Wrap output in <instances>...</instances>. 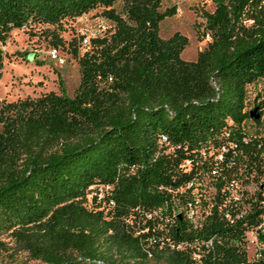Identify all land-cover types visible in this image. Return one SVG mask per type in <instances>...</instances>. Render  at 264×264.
Returning a JSON list of instances; mask_svg holds the SVG:
<instances>
[{"label": "trees", "instance_id": "trees-1", "mask_svg": "<svg viewBox=\"0 0 264 264\" xmlns=\"http://www.w3.org/2000/svg\"><path fill=\"white\" fill-rule=\"evenodd\" d=\"M211 1L195 25L209 38L194 59H184L185 35L158 34L159 21L175 12L174 5L161 9L160 0H0V69L1 46L14 27L52 26L56 45L62 40L55 29L90 9L99 7L112 22L82 52L71 45L79 69L72 95L0 99V232L15 248L43 264L246 261L241 246L228 244L196 263L184 250L148 243V232L135 234L127 221L136 206L169 205L165 186L192 148L232 137L234 156L256 157V175L264 171V136L243 140L240 130L249 115L247 86L264 80V0ZM160 135L172 150H163ZM106 182L114 184L113 206L88 207L87 192ZM261 210L257 196L256 218ZM177 217L169 231L175 240L231 234L216 229V219L194 231Z\"/></svg>", "mask_w": 264, "mask_h": 264}, {"label": "built area", "instance_id": "built-area-1", "mask_svg": "<svg viewBox=\"0 0 264 264\" xmlns=\"http://www.w3.org/2000/svg\"><path fill=\"white\" fill-rule=\"evenodd\" d=\"M208 38L205 34L204 39ZM81 44L83 48L87 47L89 38L82 37ZM48 54L59 63L63 61L55 46L48 49ZM247 117L254 127L247 129L244 119L241 138L264 136V131H256L259 119ZM236 141L227 138L218 145L199 146L182 155L175 164L177 173L171 175V182L165 186L169 205L160 204L149 209L136 206L127 217L135 234L147 231L148 243L167 244L170 248L184 250L196 263H200L213 246L232 244L244 249L246 259L234 264L250 261L264 264V171L256 175V157L242 161L234 156ZM159 143L166 145L164 151L173 149L165 135H160ZM180 175L183 178L176 181ZM113 186L110 182L99 183L92 186L86 196L93 198L98 207L110 208L114 204L110 196ZM257 196H260L263 210L256 218ZM178 215L186 222V228L194 231L216 219L220 225L215 228L231 234L225 235L217 230L207 234L194 232L189 237L175 240L169 236V231L177 224ZM139 219L144 224L142 227L137 225Z\"/></svg>", "mask_w": 264, "mask_h": 264}, {"label": "rangeland", "instance_id": "rangeland-1", "mask_svg": "<svg viewBox=\"0 0 264 264\" xmlns=\"http://www.w3.org/2000/svg\"><path fill=\"white\" fill-rule=\"evenodd\" d=\"M175 6V12L159 21L158 34L167 37L178 31L187 37V43L180 52L184 59H194L196 51L205 44V39L198 36L195 25L202 20L201 10H211V0H160V8ZM119 6V2L115 3ZM100 8L90 9L79 16L62 22L61 28L55 29L61 42L52 45V26L22 25L11 29L9 36L1 46L5 52L0 69V99L15 100L24 96H36L47 91L72 95L79 79L76 58L71 54V45L79 52L84 49L82 37L100 35L104 28L112 23L102 17ZM105 29V30H106ZM200 30V28H198ZM55 46L63 61L59 63L51 58L48 49ZM244 108H255L258 113L256 131H264V80L258 79L247 86ZM247 129L254 127L246 117ZM254 131V130H253ZM88 207H97L94 199L86 196ZM16 244L7 232H0V262L4 264H43L38 258L31 257L26 250L15 248ZM142 264H156L148 259Z\"/></svg>", "mask_w": 264, "mask_h": 264}, {"label": "water", "instance_id": "water-1", "mask_svg": "<svg viewBox=\"0 0 264 264\" xmlns=\"http://www.w3.org/2000/svg\"><path fill=\"white\" fill-rule=\"evenodd\" d=\"M249 116L253 117V118H257L258 117V113L255 111L254 109H251L248 111Z\"/></svg>", "mask_w": 264, "mask_h": 264}]
</instances>
